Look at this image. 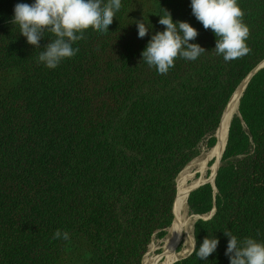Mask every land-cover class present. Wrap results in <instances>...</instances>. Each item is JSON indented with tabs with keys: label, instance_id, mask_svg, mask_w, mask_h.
Segmentation results:
<instances>
[{
	"label": "trees",
	"instance_id": "1",
	"mask_svg": "<svg viewBox=\"0 0 264 264\" xmlns=\"http://www.w3.org/2000/svg\"><path fill=\"white\" fill-rule=\"evenodd\" d=\"M263 59L264 0H0V264H140ZM214 186L172 264H264V66Z\"/></svg>",
	"mask_w": 264,
	"mask_h": 264
},
{
	"label": "bare ground",
	"instance_id": "2",
	"mask_svg": "<svg viewBox=\"0 0 264 264\" xmlns=\"http://www.w3.org/2000/svg\"><path fill=\"white\" fill-rule=\"evenodd\" d=\"M244 81H242L238 87L233 92L226 108H225V116L223 118V122L220 127V131L218 130L219 140L216 144L209 150V152L201 159L198 163H196V168L202 169V173L199 177L195 180L192 174L186 175L185 166L184 171H181L176 179V186H177V196H176V210L174 214V218L172 220L171 226L168 228V235H166L163 243V252L162 256H165V260L162 261L160 264H169L172 259L176 256H181L189 252L193 247V237L191 234V226L190 223L186 220L182 219L180 213L186 208V194L197 183H202L205 180L207 174H205L206 163L208 160L214 157H219L220 153L224 147V143L226 140V133H227V125L229 122L230 115L233 111H235L237 106L238 97L241 93L243 88ZM215 133V134H216ZM192 165V164H191ZM193 167V166H192ZM217 168V167H216ZM190 169V168H189ZM215 167H211V175L208 178V183L212 184L213 176H214ZM188 172V171H186ZM214 172V173H213ZM185 173V174H184ZM190 179V183L187 184V180ZM184 218V217H183ZM187 219V218H186ZM193 222V221H192ZM193 224V223H192ZM178 237H181L182 243L181 248L179 250L175 249L176 240ZM163 241V239H162ZM178 241V240H177ZM159 256V255H158ZM161 256V255H160ZM185 256V255H184ZM141 264H147V259L144 258Z\"/></svg>",
	"mask_w": 264,
	"mask_h": 264
},
{
	"label": "rangeland",
	"instance_id": "3",
	"mask_svg": "<svg viewBox=\"0 0 264 264\" xmlns=\"http://www.w3.org/2000/svg\"><path fill=\"white\" fill-rule=\"evenodd\" d=\"M264 60V59H263ZM262 60V61H263ZM259 64V63H258ZM242 82V81H241ZM240 82V83H241ZM242 95V94H241ZM239 103V102H238ZM237 108H238V105H237ZM237 112V109H235V111H234V113H236ZM233 113V114H234ZM215 144V143H214ZM214 146V145H213ZM212 146V147H213ZM211 147V148H212ZM211 148H209L208 150H202L201 152H200V154L198 155V156H196L195 158H193L192 160H190L186 165H185V171H184V169L182 168L181 169V171H184L185 173H186V175H189V174H192V176H193V178H194V180L197 178V177H199L200 175H201V173H202V169H198V168H196V163H198L199 162V160H201L208 152H209V150L211 149ZM206 153V154H205ZM218 159H219V157H214V158H212L211 160H208V162L206 163V168H204L205 169V174H207V176L205 177V180H208V178L210 177V175H211V167H215V170H214V172L216 171V167H217V164H218ZM221 160V159H220ZM192 164V165H191ZM219 164H220V162H219ZM193 166V167H192ZM190 168V169H189ZM180 171V172H181ZM186 171H188V172H186ZM180 172L178 173V175L180 174ZM213 172V173H214ZM184 173V174H185ZM178 175H177V177H178ZM177 177H176V179H177ZM204 180V181H205ZM192 181V180H191ZM190 181V179H188L186 182H187V184L188 183H190L191 182ZM209 181V180H208ZM201 183V182H200ZM198 184V183H197ZM189 185V184H188ZM212 186V185H211ZM177 187V186H176ZM213 188V187H212ZM186 205H187V203H186ZM175 210H176V205H175ZM175 214V213H174ZM210 214V213H209ZM209 214H207V215H203V216H200L201 218L203 217V218H208V217H210L209 216ZM180 215H181V217H182V219H184V220H186L187 222H189L190 223V226L192 227L191 228V234H192V237H193V226H194V223H195V221L198 219L197 218V215L196 214H192V213H190V211H189V209H188V206H186V208L183 210V211H181V213H180ZM184 217V218H183ZM187 218V219H186ZM193 221V222H192ZM193 223V224H192ZM172 224V223H171ZM171 226V225H170ZM166 235H168V229L166 230V232H165V234L162 236V237H160V238H157V237H153L152 238V240H151V242L149 243V245H148V248H147V251L145 252V254L143 255V257H142V259H141V262H140V264L142 263V260L144 259V258H146L147 259V264H160L161 263V259L160 260H158L157 258H158V255H160L162 252H163V243H164V239H165V237H166ZM162 239H163V241H162ZM178 240V241H177ZM177 240H176V244H175V249H177L178 248V250L181 248V243H182V240H181V237H178L177 238ZM178 243H179V245H178ZM178 245V246H177ZM193 247H194V237H193ZM191 251V250H190ZM190 251L189 252H187V253H185V254H182L181 256H176L178 259L177 260H179V259H181V258H183V257H185V256H187L189 253H190ZM185 255V256H184Z\"/></svg>",
	"mask_w": 264,
	"mask_h": 264
},
{
	"label": "water",
	"instance_id": "4",
	"mask_svg": "<svg viewBox=\"0 0 264 264\" xmlns=\"http://www.w3.org/2000/svg\"><path fill=\"white\" fill-rule=\"evenodd\" d=\"M264 66V60L263 61H261L259 64H257L248 74H247V76L242 80V81H244V84H243V88H242V90H241V93H240V95H239V97H238V101H237V105H238V102H239V98H240V96H241V94H242V92H243V90H244V88H245V86H246V84H247V82L249 81V79L251 78V76L257 71V70H259L261 67H263ZM232 96V95H231ZM231 96H230V98H231ZM230 98H229V100H230ZM229 100H228V102H229ZM228 102H227V104H228ZM227 104H226V106H227ZM226 106H225V108H226ZM225 108H224V110H223V112H222V114H221V117H220V121H219V125H218V127H217V129H216V132L219 130L220 131V127H221V124H222V122H223V118H224V116H225ZM236 109H237V106H236ZM233 113H234V111L231 113V115H230V118H229V122H228V125H227V132H228V126H229V123H230V119H231V117H232V115H233ZM215 132V133H216ZM226 139H227V133H226ZM219 140V136H218V133H216L215 134V144H216V142ZM214 144V145H215ZM225 144H226V140H225V143H224V147H225ZM224 147H223V149H222V151H221V153H220V156H219V159H218V164H217V168H218V166H219V162H220V159H221V156H222V153H223V150H224ZM212 159V158H211ZM210 159V160H211ZM217 168H216V171H217ZM216 171H215V173H214V176H213V181H212V187L215 189V186H214V177H215V174H216ZM205 183H208V180H205L204 182H202V183H198V184H196L195 186H193L192 188H190V190L187 192V194H186V203H187V197H188V195H189V193L192 191V190H194V189H196L197 187H199L200 185H202V184H205ZM212 212H213V210L210 212V214H209V216L212 214ZM197 218H201L200 217V215H197ZM192 249H193V247H192ZM192 249H191V251H192ZM190 251V252H191ZM161 255V256H160ZM159 256H158V260H162V261H164L165 260V256H162V253L160 254ZM178 258L177 257H175L174 259H172L171 260V262L169 263V264H172V263H174L176 260H177ZM161 261V262H162Z\"/></svg>",
	"mask_w": 264,
	"mask_h": 264
}]
</instances>
